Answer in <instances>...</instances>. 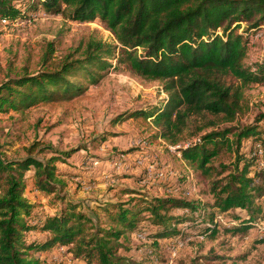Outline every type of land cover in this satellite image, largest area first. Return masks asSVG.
<instances>
[{"label":"trees","instance_id":"obj_1","mask_svg":"<svg viewBox=\"0 0 264 264\" xmlns=\"http://www.w3.org/2000/svg\"><path fill=\"white\" fill-rule=\"evenodd\" d=\"M37 10L75 22L99 19L113 33L119 49L94 41L79 58L68 57L57 65L50 59L53 51L47 52L44 68L36 74L25 73L0 83V112L30 108L40 101L70 100L98 84L118 50L120 62L127 63L130 72L161 82L167 98L157 107L118 116L115 125L150 120L155 138L172 146L196 139L182 150V156L204 175L210 173L212 168L207 166L223 149L235 153L234 170L224 167L218 172L211 191L223 212L246 211L249 220L234 230L247 229L262 210L255 201L264 197V181L260 185L256 179L264 180V176L253 169L256 157L243 156L241 148L245 140L251 138L256 144L262 135L254 126L228 125L235 123L246 105L247 90L264 83V61L247 62L251 37L264 28V0H0L2 18ZM259 120L264 121V114ZM107 137L98 138L95 147ZM47 150L54 153L50 146L35 143L24 159L0 156V264H40L31 253L54 246H72V254L87 264H140L117 253L126 231H136L148 214L147 222L156 228L155 239L175 237L177 225L191 222L190 215L198 209L193 202L171 196L106 204L102 213L112 225L92 232L86 226L90 218L69 202L44 222L33 223L35 206L27 189L50 196L57 193L60 183L55 167L60 158L45 162L35 157ZM89 150L82 147L64 156ZM30 171L33 175L28 181ZM180 209L190 214L173 213ZM33 230L48 238L27 242L24 237Z\"/></svg>","mask_w":264,"mask_h":264},{"label":"rangeland","instance_id":"obj_2","mask_svg":"<svg viewBox=\"0 0 264 264\" xmlns=\"http://www.w3.org/2000/svg\"><path fill=\"white\" fill-rule=\"evenodd\" d=\"M4 24L0 17V83L25 73L36 74L44 68L43 58L52 52L51 60L57 65L66 58H79L91 42L101 41L119 49L115 36L101 20L75 22L61 15H49L43 10L29 11L15 16ZM246 27L243 25V28ZM116 51L111 67L102 71L97 85L70 100L45 104L40 101L30 108L0 112V156L6 160L24 159L33 144L50 146L35 157L55 163L56 178L60 181L55 195L46 196L30 190L34 204L33 223L44 222L46 217L60 212L67 203L77 205L90 222L89 231L108 229L111 220L102 213L106 204L117 206L123 202L139 200L151 202L155 198H172L193 202L197 211L190 221L177 225L175 237L155 239L156 228L146 219L138 222L134 232L121 237L117 248L119 256L136 260L140 264H264V197L255 201L262 208L247 229H234L249 220L246 211L233 208L223 212L216 207L217 196L212 183L219 179L224 167L234 170L236 155L223 149L207 167L204 175L196 166L183 158L182 150L197 142L172 146L157 140L152 121L147 124L127 120L115 125L118 116L136 110L157 107L167 98L161 82L140 78L130 72L127 63L120 62ZM264 61V28L252 35L248 64ZM264 83L252 86L246 92V105L235 123L228 127L259 128L261 140L253 144L251 138L242 144L243 156L256 157L257 172L264 176ZM108 136L110 147H95L96 141ZM110 136V137H109ZM114 138V141H113ZM146 141L142 149L136 142ZM113 142L114 145H113ZM107 144V145H108ZM90 149L80 155L66 157L79 148ZM174 147L176 151H170ZM253 149V150H251ZM56 152V153H55ZM141 157L147 164L156 165L151 175L138 165ZM145 165V163H144ZM167 170L176 172L175 176ZM27 179L33 175L28 172ZM227 175V173L225 174ZM147 180L144 182L143 177ZM264 178V177H263ZM261 177L256 179L260 185ZM31 184V181H30ZM175 215L189 211L173 210ZM27 242L45 241L46 233L33 230L25 235ZM72 246H54L44 252H33L31 258L40 264H87L71 252ZM96 264V263H94Z\"/></svg>","mask_w":264,"mask_h":264},{"label":"built area","instance_id":"obj_3","mask_svg":"<svg viewBox=\"0 0 264 264\" xmlns=\"http://www.w3.org/2000/svg\"><path fill=\"white\" fill-rule=\"evenodd\" d=\"M23 20H24V16H22V19H21L20 22H23ZM8 21H9V19H7V18H2V22H3L4 24H6ZM133 145H140V147H141L142 149H144V148L147 146V142H146V141H140V142H136V143H134ZM102 147H108V145H107L106 143H104V144H102ZM169 150H170V151H176V148H174V147H170ZM137 163H138V165H142V164H143L142 166H144V167L146 168V174H147V175H151V174H153V172L155 171V167H156V165H155V164H154V165H152V164H147V162H145L141 157L138 158ZM144 163H145V165H144ZM167 173L170 174L171 176H175V175H176V172H173V170H167ZM143 179H144V182L147 181V180L145 179V176L143 177Z\"/></svg>","mask_w":264,"mask_h":264},{"label":"crops","instance_id":"obj_4","mask_svg":"<svg viewBox=\"0 0 264 264\" xmlns=\"http://www.w3.org/2000/svg\"><path fill=\"white\" fill-rule=\"evenodd\" d=\"M113 141H114V138H113ZM114 143H115V142H113V145H114ZM106 144H108V143H106ZM108 147H110V145H109V144H108Z\"/></svg>","mask_w":264,"mask_h":264}]
</instances>
